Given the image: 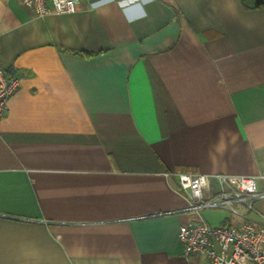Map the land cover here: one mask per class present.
<instances>
[{"label": "crops", "instance_id": "obj_1", "mask_svg": "<svg viewBox=\"0 0 264 264\" xmlns=\"http://www.w3.org/2000/svg\"><path fill=\"white\" fill-rule=\"evenodd\" d=\"M0 63V264H211L179 226L242 218L179 172L256 176L264 221V0H0Z\"/></svg>", "mask_w": 264, "mask_h": 264}, {"label": "built area", "instance_id": "obj_2", "mask_svg": "<svg viewBox=\"0 0 264 264\" xmlns=\"http://www.w3.org/2000/svg\"><path fill=\"white\" fill-rule=\"evenodd\" d=\"M38 16L48 13L70 14L78 10L80 0H19ZM21 80L8 76L0 63V119L9 98L20 88ZM179 190L187 200L186 210L225 209L242 220L237 225L212 226L204 220L188 222L178 228L183 256L203 255L211 264H264V221L249 217L254 202L262 197L251 175L179 172ZM264 178V176H261ZM238 207H242V213Z\"/></svg>", "mask_w": 264, "mask_h": 264}, {"label": "rangeland", "instance_id": "obj_3", "mask_svg": "<svg viewBox=\"0 0 264 264\" xmlns=\"http://www.w3.org/2000/svg\"><path fill=\"white\" fill-rule=\"evenodd\" d=\"M205 210L208 211V210H210V209H204V212H206Z\"/></svg>", "mask_w": 264, "mask_h": 264}]
</instances>
